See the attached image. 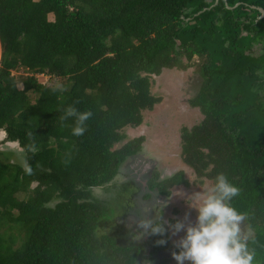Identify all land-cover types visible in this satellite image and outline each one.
I'll list each match as a JSON object with an SVG mask.
<instances>
[{"label": "trees", "instance_id": "trees-1", "mask_svg": "<svg viewBox=\"0 0 264 264\" xmlns=\"http://www.w3.org/2000/svg\"><path fill=\"white\" fill-rule=\"evenodd\" d=\"M253 7L264 0H0V131L25 153L20 164L0 151V264H139L126 233L99 234L113 196L93 190L113 188L143 150L146 137L124 131L162 103L154 78L191 68L204 119L182 129L181 160L198 183L223 175L237 189L227 203L264 264V19ZM70 106L92 113L83 136ZM177 186H191L183 171L157 184L166 196Z\"/></svg>", "mask_w": 264, "mask_h": 264}, {"label": "rangeland", "instance_id": "rangeland-1", "mask_svg": "<svg viewBox=\"0 0 264 264\" xmlns=\"http://www.w3.org/2000/svg\"><path fill=\"white\" fill-rule=\"evenodd\" d=\"M260 50L259 47H255L254 53L259 56ZM15 76L20 82L21 78L27 75L23 69H19L15 72ZM38 79L41 83H46L48 77L46 75H39ZM154 79L152 93L162 98V103L156 106L154 111L144 112L145 122L142 127L127 128L124 133L127 135L128 141L140 136L146 137L147 141L144 143L143 150L141 151L143 158L140 159V163H148V160H159V164L162 163L166 168L171 169L170 173L164 177L166 180L169 177H173L179 171L188 172L187 175L185 174V178L189 179L193 186L183 190L174 188L175 195L169 199L170 207L163 220H175L176 216L181 214V222H188L194 218V226L199 215V207L203 205L207 195L216 186L210 181H204L203 184L198 183L193 170L188 168L180 158L182 129L185 127L192 128L204 119L200 110L194 109L190 105V100L199 92L202 79L197 73L196 68H191L186 72L166 70L160 77ZM4 141L5 134L0 131V151L3 153L2 156L11 162L13 159V162L25 164V153L19 145L4 143ZM131 162L133 163V160H129L128 164ZM139 178V181L142 180V177ZM121 181L120 177H118L115 180L116 183H114L115 186L113 188L106 187L104 190H93V199H103L102 201H104L113 196L110 200H106L107 215L100 223L98 231L100 235H112L119 230V224L122 222L120 220L118 224V219L125 214L129 207L133 208V204L137 199L135 194L139 195L138 189L133 184L124 182V180ZM173 208H176L178 211L175 210L172 213ZM240 229V235L243 239L253 234L246 219L240 221ZM6 232L7 228L0 229V234L4 235ZM12 233L13 235H17L16 230ZM21 245L22 239L15 245V248H19ZM185 264H187V261Z\"/></svg>", "mask_w": 264, "mask_h": 264}, {"label": "clouds", "instance_id": "clouds-1", "mask_svg": "<svg viewBox=\"0 0 264 264\" xmlns=\"http://www.w3.org/2000/svg\"><path fill=\"white\" fill-rule=\"evenodd\" d=\"M73 116L76 117V125L71 130L72 135L83 136L87 130L85 122L92 113L79 112L70 106L66 109V117ZM26 171L31 174L32 170L28 167ZM217 180L215 188L199 207L194 226L186 227L181 221L170 225L174 235L186 230V235L177 244L180 251L173 253L177 264H185V261L191 264H253L254 254L248 250L246 241L240 235L243 216L227 203L237 194V189L223 175ZM142 227L150 229L152 234H164L166 231L163 223H155L151 219L144 220Z\"/></svg>", "mask_w": 264, "mask_h": 264}, {"label": "flooded vegetation", "instance_id": "flooded-vegetation-1", "mask_svg": "<svg viewBox=\"0 0 264 264\" xmlns=\"http://www.w3.org/2000/svg\"><path fill=\"white\" fill-rule=\"evenodd\" d=\"M141 158H143L142 152L132 159L133 163L131 162V165L128 164L129 161H127L120 172L122 181L124 180V182L133 184L134 187L138 189L139 195L135 194L137 199L133 204V208L129 207L125 214L118 219V224L120 220L122 222L119 224L118 232L126 233L130 241L136 242L138 246L143 247V255L140 257L139 264H177V261L173 257V253H178L180 251L177 244L180 239L186 235V230L174 235L173 229L170 227V225H174L177 221H181V214H178L175 220H163L170 207L169 199L173 198L175 195L173 191L174 188L171 189L170 195L166 196L162 194L157 187V184L166 182L172 178L169 177L167 180L164 178L170 173L171 169L166 168L162 163L159 164V160H148V163H140ZM161 165L164 167L162 168ZM183 172L186 175L188 174V172ZM139 177H142V180L139 181ZM187 180L189 181V179ZM189 183L191 184L190 181ZM192 186L193 184H191L190 187L177 186L175 189H189ZM175 210L178 211L176 208H173L172 213L175 212ZM147 219H151L155 223H165L168 226V230L163 238V240L166 241L164 245L167 247L159 250L156 249V245L152 240L151 230H145L142 227V222ZM194 220L195 219L192 218L188 222L185 221L186 227L188 225H193L195 222ZM187 264H191V262L187 261Z\"/></svg>", "mask_w": 264, "mask_h": 264}, {"label": "water", "instance_id": "water-1", "mask_svg": "<svg viewBox=\"0 0 264 264\" xmlns=\"http://www.w3.org/2000/svg\"><path fill=\"white\" fill-rule=\"evenodd\" d=\"M239 6H240V5H237L236 8L239 7ZM253 9H257V10L260 12V14H261L260 19H264V9H262V8H257V7H253ZM200 14H201V13H200Z\"/></svg>", "mask_w": 264, "mask_h": 264}]
</instances>
